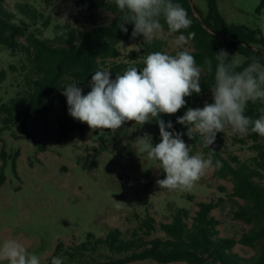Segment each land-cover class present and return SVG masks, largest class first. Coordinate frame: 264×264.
Instances as JSON below:
<instances>
[{"label": "rangeland", "instance_id": "obj_1", "mask_svg": "<svg viewBox=\"0 0 264 264\" xmlns=\"http://www.w3.org/2000/svg\"><path fill=\"white\" fill-rule=\"evenodd\" d=\"M36 3L45 10L55 23H70L76 29H89L100 24H109L112 14L103 10L83 11L74 5L75 0H6L7 7L15 12L19 2ZM204 12V0H193ZM261 0H218L220 13L228 23L245 25L261 31L264 36V10L259 12ZM67 16L65 21L63 17ZM51 26V27H52ZM51 36V28L45 32ZM169 40L167 52L174 54L176 49L171 41L174 35L165 31ZM144 41L142 35L131 36L119 45L122 61H131ZM189 51L192 46H185ZM234 59L243 62L244 58L234 51ZM21 57L11 54V49L0 46V69H9L11 64L20 67ZM23 89V74L19 70L9 74L0 84V106L9 102ZM211 94V93H210ZM212 95V94H211ZM52 110L44 115H36L27 122V130L19 125L2 133L0 153L4 148L16 161V172L11 158L4 167L5 181L0 185V244L4 239L15 238L25 244L29 253L41 258V264H51L54 256L63 258L64 264H79L70 259L69 248H74L87 240L92 233L96 238H105L113 228H119L125 236L139 227L148 216L155 219L156 226L169 222L177 209H188L195 215L199 202L216 201L223 198L220 208L212 215L219 221L220 236L239 238L251 229L242 221L235 220L236 206L230 195L233 183L228 179H217L214 169L186 190L169 191L156 184L161 169L155 161L133 149L137 137L148 134L153 146L156 139L148 133L144 125L126 122L115 132L91 130L88 125L84 133L72 130L70 123L62 128L61 123L70 117L68 105L48 101ZM103 136L104 140L100 141ZM226 128L222 141L216 138L212 145L224 151V155L236 154L248 157L251 152ZM248 144H251L249 141ZM97 149H102L97 155ZM196 154L201 149H193ZM203 153V152H202ZM139 155V156H138ZM92 161H95L92 164ZM0 156V173L3 166ZM123 202L120 209L115 202ZM241 203L243 201L240 200ZM153 237H164L157 231ZM59 244L65 246L58 252ZM235 252L251 257L256 250L238 245ZM102 262L122 258L125 255L111 253L101 248L94 254ZM90 255L87 256V260ZM0 264H7L6 261ZM127 264H160L153 260H138ZM168 264H186L181 262Z\"/></svg>", "mask_w": 264, "mask_h": 264}, {"label": "trees", "instance_id": "obj_2", "mask_svg": "<svg viewBox=\"0 0 264 264\" xmlns=\"http://www.w3.org/2000/svg\"><path fill=\"white\" fill-rule=\"evenodd\" d=\"M204 1L206 12L195 4L201 23L190 0H174L187 10L189 18L193 21L185 34L195 33V38L189 43L197 64L202 65L205 57L213 58L221 49L227 53L234 51L242 56V66L250 63L254 56L264 63V36L261 31L228 23L220 13L218 0ZM74 5L83 11L103 10L112 14L113 18L107 25L100 24L89 29H76L70 23L58 22L52 26V17L46 15L45 10L36 3L19 2L14 12L7 7L6 0H0V46H8L12 56L21 57L20 67L11 64L8 70L0 69V84L8 78L10 72L14 74L20 70L23 74V89L9 102L0 106V143L3 142L2 133L5 130L19 125L26 131L30 119L38 114L49 113L52 106L46 105L48 101L67 104L66 97L61 94L62 88L67 84L78 82L77 86L82 88L83 94L86 95L91 90L90 81L95 71L108 70L111 73L110 78L115 79L129 64L142 68L148 53L167 52V38L154 39L151 42L144 40L140 44L139 52L133 55L131 61L119 60V45L130 40L134 25H126L127 33L117 28L120 13L114 0H75ZM259 10H264V0H261ZM161 22L164 23L163 20ZM50 28L52 37H47L45 32ZM212 84L213 77L203 74L200 82L201 93L186 97V107L176 114H161L160 118L166 123L172 121L175 131L186 133L187 128L176 123L177 117L182 116L187 107L202 108L205 102L211 103ZM261 107L264 105L259 102H250L246 114L254 119L258 118ZM68 123L72 130L79 133L86 130V123H81L71 116L61 123L62 128L65 129ZM144 128L154 135L156 144L160 142L159 127L155 120L144 124ZM222 135L224 132L218 133L216 138L222 141ZM103 136L104 134L100 141L104 140ZM182 139L191 145L192 149H201L205 157L209 155V149L202 147L199 138L189 140L187 135H183ZM235 140L246 147L251 155L245 158L236 154L225 156L224 151L211 145L210 149L214 150L213 164L217 160L221 162V167L214 168V176L217 179L232 181L233 190L230 197L236 206L233 217L251 225L249 231L239 238L220 236V221L212 212L221 207L224 202L221 198L218 202H199L198 210L193 216L188 209H177L169 222L160 223L158 226L155 219L148 216L129 237L119 228L111 229L105 238H96L89 233L84 243L67 250L70 259L79 264H127L147 259L160 264H264V137L250 133L245 138ZM249 141L251 144H248ZM101 150L97 149L95 157ZM0 156L4 163L0 173L1 185L5 181L3 169L11 156L4 148ZM19 156L20 153L17 152L11 158L16 174V161ZM94 162L92 161V164ZM163 178L164 173L161 170L159 179ZM157 231L164 233V237H153ZM238 245L253 248L256 254L244 257L235 252ZM64 248L63 244H59L57 250L62 252ZM101 248L125 256L102 262L94 256Z\"/></svg>", "mask_w": 264, "mask_h": 264}, {"label": "clouds", "instance_id": "obj_3", "mask_svg": "<svg viewBox=\"0 0 264 264\" xmlns=\"http://www.w3.org/2000/svg\"><path fill=\"white\" fill-rule=\"evenodd\" d=\"M114 3L120 13L117 28L122 32L127 33L126 25L133 24L132 36L142 35L151 42L164 37L166 24L167 33L174 35L171 44L176 51L148 53L142 68L129 64L115 79L110 78V71L97 70L86 95L78 82L67 84L61 94L67 99L68 114L73 119L86 123L91 130L112 132L129 121L143 126L155 120L160 142L153 146L151 136L145 134L135 139L133 149L158 163L164 178L157 179L156 184L169 191L189 189L210 170L221 167L219 160L213 164L214 150L210 146L226 128L241 137L250 133L264 137V107L259 109L258 118L246 114L250 102L264 105V63L254 56L242 66L236 59H230L234 55L221 49L198 65L193 53L185 47L195 33L185 34L193 21L181 4L174 0H114ZM63 18L67 20L66 15ZM203 74L213 77L212 102H205L202 108L187 107L176 120L187 132H177L172 121L166 123L160 116L176 114L186 107V97L199 95ZM183 135L189 140L199 138L202 147L209 149V155L192 154V146L185 143ZM122 203L116 201L114 207L120 209ZM4 261L41 264V258L29 253L25 244L15 238L4 239L0 244V262ZM51 264H64L63 258L54 256Z\"/></svg>", "mask_w": 264, "mask_h": 264}, {"label": "water", "instance_id": "obj_4", "mask_svg": "<svg viewBox=\"0 0 264 264\" xmlns=\"http://www.w3.org/2000/svg\"><path fill=\"white\" fill-rule=\"evenodd\" d=\"M190 2H191V4H192V6H193V9H194V12H195L196 17H197V18L199 19V21L202 23V21H201V19H200V15H199V13H198V10H197V8H196V5L194 4L193 0H190Z\"/></svg>", "mask_w": 264, "mask_h": 264}]
</instances>
